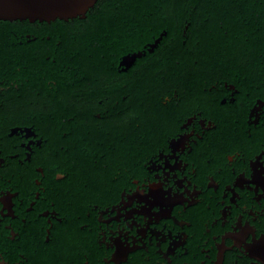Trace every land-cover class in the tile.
<instances>
[{
    "label": "flooded vegetation",
    "instance_id": "flooded-vegetation-1",
    "mask_svg": "<svg viewBox=\"0 0 264 264\" xmlns=\"http://www.w3.org/2000/svg\"><path fill=\"white\" fill-rule=\"evenodd\" d=\"M102 6L96 4L95 11ZM110 7V33L93 37L94 48L106 47L107 68L50 72V50L62 42L28 34L34 58L28 74L21 67L0 74V264H107L111 250L100 240L115 225L102 222L96 209L107 211L124 194L148 192L161 175L157 154L161 148L160 155L170 152L171 137L186 123L189 142L170 176L187 173L189 187L200 195L196 203L189 198L174 207L175 220L162 230L170 232L169 239L159 251L153 241L130 253L127 264H264V247H237L231 239L242 229L264 234V189L259 197L244 187L222 200L235 187V172L248 177L256 164H264V69L244 56L238 66L195 77L191 64L180 70L173 63L182 53L175 37L165 38L167 29L145 39V21L131 20L120 4ZM43 23L36 25L39 33ZM189 28L187 20L186 46ZM67 87L75 90L69 98ZM70 101L92 115L91 128H106L88 138L100 145L71 146L69 138L84 135L68 131ZM52 121L59 128L52 129ZM169 184L178 190L177 180Z\"/></svg>",
    "mask_w": 264,
    "mask_h": 264
},
{
    "label": "trees",
    "instance_id": "trees-1",
    "mask_svg": "<svg viewBox=\"0 0 264 264\" xmlns=\"http://www.w3.org/2000/svg\"><path fill=\"white\" fill-rule=\"evenodd\" d=\"M96 4L103 6L99 11L92 7L85 18L42 22L46 26L41 33L36 30L41 21L0 19V74L19 67L28 74L34 60L32 49L26 44L28 34L51 35L55 43L62 42V48L50 50L51 64L46 65L50 72L53 68H63L68 73L79 69L86 72L91 68H107L111 59L104 54L106 47L94 48L93 37L103 39L108 36L114 18L110 6L118 4L129 11L131 20L145 21V28H141L145 39H153L167 29L169 34L165 38L175 37L176 49L183 54L173 63L180 70H190L191 64L195 77L202 76L204 71L238 66L244 56H251V64L264 69V0H98ZM172 20L177 22L175 27L169 24ZM187 20L190 28L186 46L182 31ZM80 21L83 24H79ZM21 39L25 44H20ZM190 51L193 52L191 58ZM234 54L241 55L236 57ZM66 93L69 98L75 90L67 87ZM65 110L66 115L72 118L67 122L68 131L77 134L81 130L84 135L82 140L78 136L69 138L71 146L79 147L80 141L84 147L100 145L95 142L101 140L88 138L92 132L95 138L99 137L106 128H91L88 118L92 115L80 113L73 101L66 103ZM55 113L59 115V111L52 112V115ZM51 128H59V123L52 121Z\"/></svg>",
    "mask_w": 264,
    "mask_h": 264
},
{
    "label": "snow or ice",
    "instance_id": "snow-or-ice-1",
    "mask_svg": "<svg viewBox=\"0 0 264 264\" xmlns=\"http://www.w3.org/2000/svg\"><path fill=\"white\" fill-rule=\"evenodd\" d=\"M38 6L46 9L52 5L41 3ZM185 125L187 126L185 127ZM191 132L192 129L188 127V123L183 125V131L178 127L176 134L171 137V140H174L175 143L171 144L170 152L167 155H160L164 152L163 148L160 149L157 155L160 156L162 164L157 170L161 171V175H158L156 180L152 182L148 192L137 191L134 195L124 194L123 198L118 200L115 205L109 206L107 211L96 209L102 222L107 225H115V229L106 230V234L100 240V243L111 250L107 264H127L130 253H135L141 248L147 249L153 241L158 242L157 251H159L160 246L164 245L169 239L170 232L166 234L162 230L175 220L174 207L184 205L189 198L193 203L197 202L200 193L189 187L191 180L188 179L187 173L180 178L170 176V172L175 173L177 168H180V154L184 151L185 145L188 144ZM173 164H175V167L172 166ZM181 171H183L182 168ZM231 171L235 172V168H231ZM169 180H177V191L172 190ZM233 184L235 187L229 186L227 191L222 193V200L231 199L229 193L235 195L239 189L244 187L260 197L259 191L264 189V164H256L252 174L248 177H245L243 170L235 172ZM165 185L168 186L165 187ZM2 195L6 196L7 194ZM235 199H239V197L236 196ZM235 199L232 200L233 204H235ZM35 206V202H33L28 211ZM4 215L5 213L0 211V217ZM229 215L230 212L226 217H223L224 223ZM137 217H140L143 223ZM0 223H2V220H0ZM109 231L110 235L108 234ZM12 237L13 232H10L9 238L11 240L16 239V236L15 239ZM181 238H179V243H176L177 246L173 249V252L181 246ZM231 239L235 240L237 247L244 246L249 249L264 247V234L257 237L254 232L249 230L242 229L239 235H232ZM171 247L172 245H170Z\"/></svg>",
    "mask_w": 264,
    "mask_h": 264
},
{
    "label": "water",
    "instance_id": "water-1",
    "mask_svg": "<svg viewBox=\"0 0 264 264\" xmlns=\"http://www.w3.org/2000/svg\"><path fill=\"white\" fill-rule=\"evenodd\" d=\"M98 0H0V19L52 21L58 18H84ZM52 5L43 9L38 5Z\"/></svg>",
    "mask_w": 264,
    "mask_h": 264
}]
</instances>
